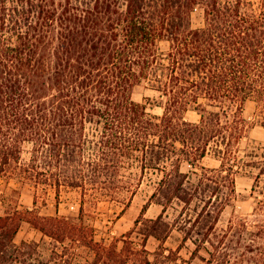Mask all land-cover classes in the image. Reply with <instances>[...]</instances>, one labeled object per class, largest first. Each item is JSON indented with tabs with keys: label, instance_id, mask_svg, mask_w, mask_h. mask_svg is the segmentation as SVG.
<instances>
[{
	"label": "trees",
	"instance_id": "16d2710c",
	"mask_svg": "<svg viewBox=\"0 0 264 264\" xmlns=\"http://www.w3.org/2000/svg\"><path fill=\"white\" fill-rule=\"evenodd\" d=\"M142 85L158 96L136 101ZM248 103L264 128V0H0V180L68 186L127 205L157 173L151 200L165 208L197 200L198 216L185 223H203L202 235L231 201L236 175H264ZM208 155L218 168L204 165ZM23 222L57 244L91 248L89 264L171 260L164 251L151 260L145 244L136 249L127 239L121 249L97 242L83 220L16 206L0 215V264H50L37 243H16ZM144 226L161 240L172 225L162 213Z\"/></svg>",
	"mask_w": 264,
	"mask_h": 264
},
{
	"label": "rangeland",
	"instance_id": "374dc122",
	"mask_svg": "<svg viewBox=\"0 0 264 264\" xmlns=\"http://www.w3.org/2000/svg\"><path fill=\"white\" fill-rule=\"evenodd\" d=\"M202 22V13L198 11L194 15V26H200ZM157 96L146 85L137 87L133 94L139 102ZM150 111L163 113L162 108ZM254 111L255 105L248 103L244 111L250 124L248 135L250 139L264 144V128L253 124ZM187 119L197 121L199 115L189 112ZM27 157L28 153H25L24 158ZM203 163L208 168L220 166V161L213 155H208ZM190 169L189 165H184L182 170L189 172ZM160 178L161 175L157 173L147 174L141 188L126 205L89 194L85 197L81 190L68 186L59 191L46 185L20 187L8 177L0 180V215L12 212L14 207L19 206L23 211L36 210L41 216L59 215L78 224L83 220L85 225L93 227V237L97 242L106 245L116 243L118 249L124 246L122 239L132 241L136 249H141L145 244L151 260H155L158 251H164L165 255L171 256L168 264H259L264 261V175L259 176L258 169L252 172L249 169L235 176V193L231 201L221 211H216L211 222H205L209 225L204 226L205 230L201 229L202 235L197 233L203 223L196 228L185 223L191 217L194 222L198 216L193 211L197 207V200L190 206L176 199L166 208L151 200ZM12 189L19 190V193L13 194ZM162 213L164 220L172 226L168 234L160 235L159 240L147 234L144 222L146 219H157ZM138 221L141 222L137 224ZM191 227L195 228L193 235H187L185 229ZM34 242L39 245V259L50 264H89L95 259V252L91 248L70 241L57 244L30 223L23 222L16 243ZM53 251L64 257H54Z\"/></svg>",
	"mask_w": 264,
	"mask_h": 264
}]
</instances>
